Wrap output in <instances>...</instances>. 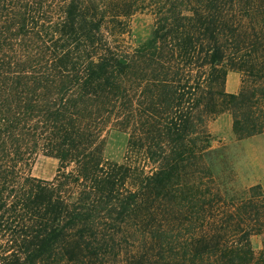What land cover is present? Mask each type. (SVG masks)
<instances>
[{
  "label": "trees",
  "instance_id": "trees-1",
  "mask_svg": "<svg viewBox=\"0 0 264 264\" xmlns=\"http://www.w3.org/2000/svg\"><path fill=\"white\" fill-rule=\"evenodd\" d=\"M224 112L264 135V0H0V264H264V192L211 145Z\"/></svg>",
  "mask_w": 264,
  "mask_h": 264
},
{
  "label": "rangeland",
  "instance_id": "rangeland-1",
  "mask_svg": "<svg viewBox=\"0 0 264 264\" xmlns=\"http://www.w3.org/2000/svg\"><path fill=\"white\" fill-rule=\"evenodd\" d=\"M151 27V19L148 16H134L131 19L129 43L136 45L144 41ZM234 76L240 78L237 73ZM226 114L228 115L229 113L224 112L209 123V130L212 134L211 145L213 148L223 149L228 172L233 178L231 186L236 191H239L243 187L253 185L254 181L262 180L264 182V135L258 134L236 141L232 130L228 126V121L226 122L224 119ZM218 117L219 120L216 121ZM126 152L127 135L123 132L111 131L107 135L104 155L110 160L123 162ZM56 167L57 160L39 154L32 163L30 173L38 178L51 179ZM261 242L262 236H251L252 247L255 251L261 248Z\"/></svg>",
  "mask_w": 264,
  "mask_h": 264
},
{
  "label": "crops",
  "instance_id": "crops-1",
  "mask_svg": "<svg viewBox=\"0 0 264 264\" xmlns=\"http://www.w3.org/2000/svg\"><path fill=\"white\" fill-rule=\"evenodd\" d=\"M235 73L232 72H228V74L226 75V80H225V90L229 93H235L238 91L239 87H240V78H237L236 76H234ZM224 119L226 120V122L228 121V126L229 128L232 130V118L231 116L228 114L224 115ZM219 120V117L216 119V121ZM254 184H260L262 190H264V182L262 180H258V181H254ZM264 192V191H263Z\"/></svg>",
  "mask_w": 264,
  "mask_h": 264
}]
</instances>
